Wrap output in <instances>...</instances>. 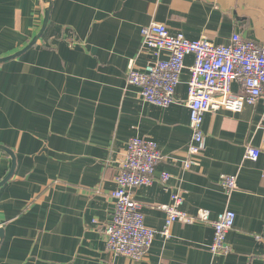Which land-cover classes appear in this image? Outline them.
I'll return each mask as SVG.
<instances>
[{
  "label": "crops",
  "instance_id": "crops-1",
  "mask_svg": "<svg viewBox=\"0 0 264 264\" xmlns=\"http://www.w3.org/2000/svg\"><path fill=\"white\" fill-rule=\"evenodd\" d=\"M47 26L21 56L0 64V146L14 169L0 186V264H263L264 101L238 113L204 114L203 148L187 152L192 133L186 106L189 70L167 108L144 103L126 84L128 67L142 72L155 52L141 48L143 27L164 25L186 40L228 45L234 35L264 46V0H49ZM48 4L0 0V59L23 50L39 33ZM165 58L166 53L158 54ZM233 83L231 92H240ZM156 143L153 181L133 190L145 226L162 231L174 192L181 210L214 220L235 214L227 254H212L209 224L169 226L134 261L105 251L102 230L113 218L110 193L131 138ZM248 147L260 149L256 161ZM195 165L184 169L182 164ZM12 168L0 150V182ZM162 173L170 175L162 182ZM236 177L228 194L223 176Z\"/></svg>",
  "mask_w": 264,
  "mask_h": 264
},
{
  "label": "built area",
  "instance_id": "built-area-1",
  "mask_svg": "<svg viewBox=\"0 0 264 264\" xmlns=\"http://www.w3.org/2000/svg\"><path fill=\"white\" fill-rule=\"evenodd\" d=\"M140 34L141 48L153 50L155 61L146 65L142 72L131 63L126 84L139 90L144 103L157 108L173 104L176 87L185 69L184 60L189 55L194 58L188 68L190 76L186 101L192 133L187 148L189 156L199 155L203 148L202 122L205 113L218 109L238 113L245 105L264 101V46L242 40L238 35H234L228 45H213L205 39L189 41L182 34H170L164 25L156 23L143 27ZM161 52L166 53L165 58H159ZM233 83L240 85L239 93L231 92ZM260 154V149L248 147L245 158L256 161ZM161 158L152 140L134 137L127 143L114 177L116 188L110 193L115 206L114 215L102 230L105 251L115 257L139 261L148 253L156 234L169 237L170 225L200 223L209 224L213 229L209 251L212 254H227L226 235L234 226V212L225 210L214 220L204 210L195 217L190 216L181 210L183 199L180 191L171 195L170 204L160 206L166 215L163 230L158 232L145 226L141 206L133 199L132 193L134 189L152 183ZM193 165L195 163L189 159L182 167L189 169ZM160 178L165 183L170 175L162 173ZM221 183L228 194L236 189L234 175L223 176ZM257 240L264 244V238L257 237Z\"/></svg>",
  "mask_w": 264,
  "mask_h": 264
},
{
  "label": "water",
  "instance_id": "water-1",
  "mask_svg": "<svg viewBox=\"0 0 264 264\" xmlns=\"http://www.w3.org/2000/svg\"><path fill=\"white\" fill-rule=\"evenodd\" d=\"M43 2L46 3V4H48V8H46V10H45L42 27H41L39 33L32 39V41L23 50L15 53L14 55H11L9 57L0 59V64L1 63H4V62H7V61H10V60H13V59L21 56L26 51H28L36 43L37 40H39V38L41 37L42 33L44 32V30H45V28L47 26L48 18H49V3H50V1L49 0H43ZM0 150H3L6 153H8L11 156V158H12V168H11V171L9 172V174L7 175V177L0 182V186H2L5 182H7L11 178V176L13 174V169H14V160L13 159H14V156L12 155L11 151H9L8 149H6V148H4L2 146H0ZM1 239H2V229H0V240Z\"/></svg>",
  "mask_w": 264,
  "mask_h": 264
}]
</instances>
